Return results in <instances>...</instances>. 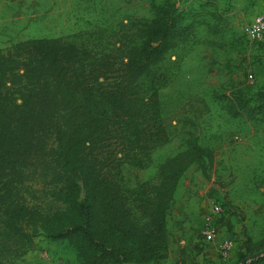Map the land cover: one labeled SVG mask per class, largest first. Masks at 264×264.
Segmentation results:
<instances>
[{
    "label": "trees",
    "instance_id": "1",
    "mask_svg": "<svg viewBox=\"0 0 264 264\" xmlns=\"http://www.w3.org/2000/svg\"><path fill=\"white\" fill-rule=\"evenodd\" d=\"M155 8L151 20L136 24L140 44L119 52L96 56L61 37L0 50V264L34 250L41 232L67 241L79 264L168 257L179 182L212 154L193 139L161 164L158 184L142 183L134 198L123 187V164L145 166L168 140L158 90L143 97L138 82L196 29L175 6ZM232 108L264 118V89L253 104ZM236 264H264V238L249 237Z\"/></svg>",
    "mask_w": 264,
    "mask_h": 264
},
{
    "label": "rangeland",
    "instance_id": "2",
    "mask_svg": "<svg viewBox=\"0 0 264 264\" xmlns=\"http://www.w3.org/2000/svg\"><path fill=\"white\" fill-rule=\"evenodd\" d=\"M164 5L194 19L195 34L138 82L143 97L158 90L168 140L145 166L123 164V187L134 198L142 183L158 184L161 164L197 140L212 157L192 164L179 182L168 215L169 248L197 240L216 201L225 214L218 239L233 236L236 247L228 261L205 264H236L249 237L264 238V118L252 120L246 110L232 108L253 104L264 89V41L251 43L242 32L245 22L264 14V0H0V50L29 38L61 37L96 56L119 52L140 44L136 24ZM27 255L15 264H79L67 241L43 232Z\"/></svg>",
    "mask_w": 264,
    "mask_h": 264
},
{
    "label": "built area",
    "instance_id": "3",
    "mask_svg": "<svg viewBox=\"0 0 264 264\" xmlns=\"http://www.w3.org/2000/svg\"><path fill=\"white\" fill-rule=\"evenodd\" d=\"M242 32L245 38L252 43H261L264 41V14L259 13L251 20L245 22L242 26ZM253 78V74H249ZM223 204L213 202L210 212L205 216V223L198 234L197 243L201 245H217L218 257L221 261H228L232 257V252L236 247V240L233 236L218 239L220 236V219L223 217ZM216 217V219H215ZM219 218V219H217Z\"/></svg>",
    "mask_w": 264,
    "mask_h": 264
},
{
    "label": "crops",
    "instance_id": "4",
    "mask_svg": "<svg viewBox=\"0 0 264 264\" xmlns=\"http://www.w3.org/2000/svg\"><path fill=\"white\" fill-rule=\"evenodd\" d=\"M217 257L218 250L215 243L201 245L197 243V240H194L186 245H181L176 250L170 248L166 259L151 264H205L206 260L210 261L217 259Z\"/></svg>",
    "mask_w": 264,
    "mask_h": 264
}]
</instances>
